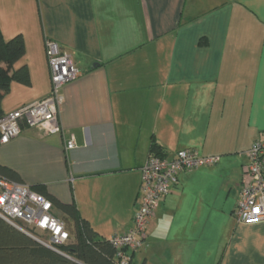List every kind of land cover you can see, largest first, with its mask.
<instances>
[{"label": "crops", "instance_id": "obj_1", "mask_svg": "<svg viewBox=\"0 0 264 264\" xmlns=\"http://www.w3.org/2000/svg\"><path fill=\"white\" fill-rule=\"evenodd\" d=\"M0 27L23 35L18 65L31 75L12 82L4 113L50 93L48 41L80 70L63 87L62 132L24 127L0 143L17 182L75 203L111 238L133 225L153 142L165 156L220 155L179 173L129 253L137 264H264V220L236 216L245 151L264 138V0H0Z\"/></svg>", "mask_w": 264, "mask_h": 264}, {"label": "built area", "instance_id": "obj_2", "mask_svg": "<svg viewBox=\"0 0 264 264\" xmlns=\"http://www.w3.org/2000/svg\"><path fill=\"white\" fill-rule=\"evenodd\" d=\"M51 69V91L39 100L25 104L0 117V143L18 136L24 127H36L45 134L62 132L59 110L64 101L63 87L80 75V70L54 41L47 42ZM76 146L74 137L67 148ZM249 163L244 168L236 216L239 222L264 220V138L254 141L245 151ZM220 155H200L192 149L177 151L172 156L151 153L141 167V185L133 225L122 234L111 237L120 264H128L129 251L140 249L147 238V225L155 215L160 200L178 181L181 171H190L219 162ZM0 216L27 232L43 245L61 251L59 245L71 239L67 221L55 212L53 202L27 184L0 176ZM45 235V236H43Z\"/></svg>", "mask_w": 264, "mask_h": 264}, {"label": "trees", "instance_id": "obj_3", "mask_svg": "<svg viewBox=\"0 0 264 264\" xmlns=\"http://www.w3.org/2000/svg\"><path fill=\"white\" fill-rule=\"evenodd\" d=\"M25 51L22 34L7 39L0 27V117L5 114L2 102L12 82L30 84L28 65H18ZM151 152L166 155L156 142H153ZM0 176L13 181L20 179L17 172L2 164ZM43 194L61 210L66 219L73 221L75 238L72 239L71 235L69 242L59 245L61 251H56L0 216V264H120L117 248L111 238L100 235L89 220L81 216L75 203H62L47 191ZM128 264H137L132 259V253Z\"/></svg>", "mask_w": 264, "mask_h": 264}, {"label": "rangeland", "instance_id": "obj_4", "mask_svg": "<svg viewBox=\"0 0 264 264\" xmlns=\"http://www.w3.org/2000/svg\"><path fill=\"white\" fill-rule=\"evenodd\" d=\"M67 223H68V227H69V230H70V232H71V235H72V239H74L75 238V230H74V224H73V221L72 220H70V219H67ZM43 236H45V235H43Z\"/></svg>", "mask_w": 264, "mask_h": 264}]
</instances>
